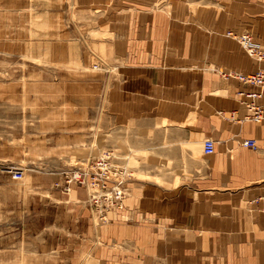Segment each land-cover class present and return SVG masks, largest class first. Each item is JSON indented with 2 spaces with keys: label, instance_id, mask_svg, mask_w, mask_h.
<instances>
[{
  "label": "rangeland",
  "instance_id": "374dc122",
  "mask_svg": "<svg viewBox=\"0 0 264 264\" xmlns=\"http://www.w3.org/2000/svg\"><path fill=\"white\" fill-rule=\"evenodd\" d=\"M166 1L0 0V264H113L121 257L127 260L123 264H180L178 255L168 252L172 249L187 252L186 264H264V199L251 197L243 209H227L224 204L234 200L218 195L212 199L224 209L215 213L208 197L201 212L196 205L193 219V194L182 184L191 183L195 158L205 154L193 131L184 146L161 137L158 128L153 141H114L113 83L129 68L128 59L149 52L136 49L147 17L140 12L131 19L133 8L153 9L154 18L177 6L180 21L170 18L185 27L183 53L201 48L204 58L209 52L208 18L194 22L195 2ZM200 7L209 10L211 3ZM233 27L264 46L262 17L244 16ZM225 33L219 37H230ZM229 40L260 64L239 41ZM157 57L163 61L160 51ZM210 71L204 66L200 73ZM235 71L220 74L242 73ZM104 157L118 175L94 180V165ZM101 185L99 203L92 195ZM163 186L181 191L163 195ZM163 196L170 210L179 204L186 213L185 224L173 219L172 241L156 237L157 230L152 234L145 217L161 214ZM137 206L134 219L144 213L139 223L147 227L127 225ZM211 219L222 224L211 225ZM134 254L138 259H131Z\"/></svg>",
  "mask_w": 264,
  "mask_h": 264
},
{
  "label": "crops",
  "instance_id": "0c3cea01",
  "mask_svg": "<svg viewBox=\"0 0 264 264\" xmlns=\"http://www.w3.org/2000/svg\"><path fill=\"white\" fill-rule=\"evenodd\" d=\"M207 1L211 3L209 10L197 8L199 3ZM193 2L196 4L192 11L194 22L204 16L208 18L207 30L210 33V40L207 56L203 58L201 55L203 49L196 47H190L194 55L187 56L186 52L183 53L186 41L185 27L171 23V18L175 22L181 19V11L177 6L172 10H161L167 15H157L154 18L150 14L154 12L153 9L133 8L135 12L129 13L131 19L139 17L140 12H145L144 16L147 17L146 27L139 30L142 35L144 34L143 41L140 39L136 42V49L152 53L147 52L146 57L128 59L129 68L121 70L122 75L113 83L109 108L113 119L114 141L150 139L153 141L156 135L154 131L158 129L161 137L174 139L182 146L187 144V132L189 134L191 131L196 134L195 143L199 146H203L204 141L209 138L215 141V152L211 155L199 154L194 161L191 183L182 184V189L192 191L195 207L193 219H196L198 208L196 205L200 204L201 212V204L203 201L206 203L208 197H211L208 201L209 208L215 213L224 209L215 198L212 199L218 195L234 200L232 203L224 204L227 209L231 205L233 208L243 209V203L251 201V197L255 201L264 199V121L256 123L245 120L249 113L245 104L251 101L246 94L260 90L237 79L224 78L220 74V71L234 70L244 74L255 73L264 69V62L260 64L251 62L240 47L229 40L235 39L219 37L225 31L244 32L233 29L236 19L244 16L264 19V0H193ZM169 24L172 26L169 27ZM197 31L196 27H193L194 34ZM132 33L131 29L130 34ZM196 39L195 37V42ZM130 45L133 48L134 41ZM197 45L202 47L203 42L199 41ZM159 51L163 55V61H159L157 57ZM170 57L175 59L171 61ZM204 66L211 67V71L204 73L206 75L203 77L200 72ZM256 102L264 104V98ZM247 140L257 141L258 150L243 146ZM162 189L163 195L164 192L170 194L181 191L179 186L174 188L163 186ZM166 204L168 203L163 196L161 214L150 213L145 217L150 223L147 222L152 234L157 230L156 237L164 236L168 241H172L171 224L175 223V219H178L176 224H185V221L182 223L181 220L186 218V213L181 212L179 204L172 210ZM138 209V206L137 211L133 209L135 212L129 209L128 219L133 223L130 225L127 220V225L147 227L145 221L139 223L145 218L144 213H140L141 219H134L138 215ZM197 214V218H200L199 213ZM237 217H242L241 212ZM191 223L199 224L196 221ZM220 224L221 221L212 222L211 219V225ZM168 252L178 255V263H187V252L184 249H172ZM135 257L138 259L136 254L131 259ZM97 261L101 262L98 258ZM126 262L127 260H122L121 257L120 261H114L113 264ZM131 262L138 264V260H130L128 263L132 264Z\"/></svg>",
  "mask_w": 264,
  "mask_h": 264
},
{
  "label": "built area",
  "instance_id": "2783aa9c",
  "mask_svg": "<svg viewBox=\"0 0 264 264\" xmlns=\"http://www.w3.org/2000/svg\"><path fill=\"white\" fill-rule=\"evenodd\" d=\"M230 36V35H229ZM234 39H238L239 43L242 45V47L246 50L248 55L252 57L254 60L258 62H264V46L256 41L254 38L248 36V35H240L239 37L235 36ZM231 75V74H229ZM233 78L239 80L241 83L249 86L258 87L260 91H254L246 94L247 97L251 99L250 102L246 103V107L249 110V113L245 120L247 121H253L256 123H261L264 121V104H258L256 101L264 98V69L259 70L255 73H241L235 76V74H232ZM245 94V93H242ZM245 146L252 148L253 150H256L258 148L257 142L255 140H247L244 143ZM204 152L207 155H211L215 152V142L212 139H207L204 143ZM109 157H104L102 159H99L96 161L94 165V169L98 170L94 173V176L92 178L94 180H98L102 178L105 174L107 177L113 174L118 175V170H115L109 163ZM114 169V170H113ZM79 176V175H78ZM120 183V182H119ZM100 191H96L95 194L92 195V200L96 198L97 202H101L103 187H99ZM119 201L122 199V194L120 190H117ZM118 201V202H119ZM102 207V206H101ZM99 207V213H103L102 208Z\"/></svg>",
  "mask_w": 264,
  "mask_h": 264
},
{
  "label": "bare ground",
  "instance_id": "6f19581e",
  "mask_svg": "<svg viewBox=\"0 0 264 264\" xmlns=\"http://www.w3.org/2000/svg\"><path fill=\"white\" fill-rule=\"evenodd\" d=\"M228 35H230V37H232V38L234 37V35L237 36V37H239L240 35H248V36H250V37L253 38V36L251 35V33H250V34H248V33H241V34H238V33H234V32H229ZM237 40H238V39H237ZM238 74H241V73H237V74H235V76L238 75ZM242 74H243V73H242ZM248 112H249V110H248ZM245 119H246V118H245ZM212 140H213V139H212ZM213 141H214V140H213ZM214 142H215V141H214ZM245 142H246V141H245ZM245 142H244V143H245ZM256 142H257V141H256ZM244 143H243V144H244ZM257 145H258V144H257Z\"/></svg>",
  "mask_w": 264,
  "mask_h": 264
}]
</instances>
